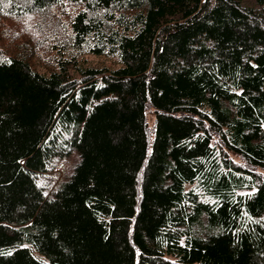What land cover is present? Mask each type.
Returning a JSON list of instances; mask_svg holds the SVG:
<instances>
[{
	"label": "trees",
	"instance_id": "trees-1",
	"mask_svg": "<svg viewBox=\"0 0 264 264\" xmlns=\"http://www.w3.org/2000/svg\"><path fill=\"white\" fill-rule=\"evenodd\" d=\"M3 1L0 264H264V0Z\"/></svg>",
	"mask_w": 264,
	"mask_h": 264
},
{
	"label": "rangeland",
	"instance_id": "rangeland-1",
	"mask_svg": "<svg viewBox=\"0 0 264 264\" xmlns=\"http://www.w3.org/2000/svg\"><path fill=\"white\" fill-rule=\"evenodd\" d=\"M245 3L254 5L253 0H246ZM8 5L5 4V1L0 0V48L13 52L14 49L20 44V42L26 39H32V37H45L42 34L44 28L43 22H40L38 25L36 22L41 19V16L38 15H15L13 12H10ZM71 7H64L61 11H70ZM60 13V12H59ZM67 16H62L63 19H66ZM41 44L37 47V51L34 52L31 62L38 69H45L41 65L40 61V48ZM89 59L95 64H111L113 59H108L100 57V59L95 58L94 56H89ZM147 119L150 126L154 122V113L151 108L147 111ZM233 159L241 164H244L241 157L234 153H229ZM79 160V153L77 149H73L68 155L65 156H56L52 159V164L50 169L47 172L40 173L38 177V182L43 185L47 194H50L53 189H55L61 181L69 177L72 173L73 168L77 161ZM258 171L264 173V170L257 168Z\"/></svg>",
	"mask_w": 264,
	"mask_h": 264
}]
</instances>
